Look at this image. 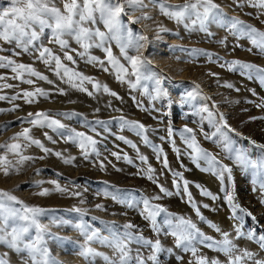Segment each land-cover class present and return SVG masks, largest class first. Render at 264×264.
<instances>
[{"label": "rangeland", "instance_id": "374dc122", "mask_svg": "<svg viewBox=\"0 0 264 264\" xmlns=\"http://www.w3.org/2000/svg\"><path fill=\"white\" fill-rule=\"evenodd\" d=\"M162 2L177 5L183 4L185 0ZM215 2L221 6L226 17L239 19L259 31H264V10L253 7L250 0ZM145 3L148 4V0ZM9 6L10 0H0V10ZM123 19L134 35L147 38L140 41L143 44L141 51L150 61V68L159 77L160 87L167 93L166 96L152 99L157 95L152 81H142L133 89L126 81L135 82V77H125V82L118 80L117 72L108 62L103 48L91 47L84 56H80L77 53L83 52V49L74 39L66 37L69 49L76 50L70 52L75 61L73 63L64 58V52L69 49L62 50L57 43H50L51 37L47 33L27 52L0 42V48L5 49L0 51V56L14 61L13 65L0 67V97H4L0 99V122L14 119L12 122L0 123V146L19 143L22 145L20 154L30 157L17 163L20 156L8 153L6 148L0 147V155L7 154L12 161L7 175L0 168V191L12 193L23 205L43 210L39 221L50 233L45 235L44 244L56 264H105L103 256H113L112 249L102 243L91 245L102 255L85 259L79 254L85 239L75 227L81 222V217L79 213L71 211L74 208L86 212L83 221L90 228L99 230L102 236L108 237L113 229H118L121 234L132 231L153 243L158 240L162 251L156 253L155 262L146 260V264H196L199 258L208 261L213 259L218 264L223 252L209 247L208 242L201 243L199 239L193 240L188 248L178 246L175 237L171 235V229L165 223L169 214L184 217L195 223L205 236L212 237L214 241L222 239L220 232L212 227L215 225L219 228L217 226L220 222L214 218L217 213H214V198L202 194V190L206 189L199 179L202 177L210 178L216 184L215 187L218 186L223 199L222 211L231 224H240L244 235L237 239H247L255 248H261L258 239L264 232L248 225H252L251 222L255 220L248 214L244 215L242 222L232 218L233 212L225 191L230 183L228 174L225 173L222 184L213 172L203 170L209 167L207 162L200 160L197 166L192 159L194 153L180 133L185 127L193 129L201 149L215 156L221 165L232 167L231 170L236 164L241 169L237 172L239 175H250L259 187L257 190L261 189L259 201L264 208V178L260 179L264 170L244 168L236 163L232 154L223 150L218 140L219 134L211 139L205 137L204 133L215 132L207 119L201 120V116L207 114H196L202 106H207L218 123L223 116L224 122L228 124L225 117L229 112L219 107L216 102L224 99L227 101L229 96L224 95L225 92L240 96L241 103L244 99L242 105L251 107L248 111L252 109L264 112V106H259L264 105V84L255 76L249 78L247 74L228 67L232 61H240L264 68V52L254 48L247 37L237 38L233 34L234 30L221 26L220 23H210L208 32L189 30L183 24H177L163 15L152 4H148L143 11L124 16ZM131 20L138 22L131 23ZM161 28L168 31H161ZM109 46L113 56L127 66L116 42L111 41ZM44 47L59 56L66 67L91 78L100 87H93V83L84 81L83 88L86 91H82L79 79L73 78L68 82L62 70L58 76L54 61L46 64L39 58V50ZM129 54L135 53L130 50ZM93 57L98 62H90ZM16 64L29 66L47 79L40 80L21 70H18V76L17 72L12 71ZM105 68L108 70L105 71ZM223 75L234 80H224ZM28 80L33 83H27ZM73 84L77 86L74 87ZM228 84L232 87H227ZM249 85L259 90V94L249 91ZM104 86L109 89L108 92L104 91ZM25 92H33L35 95L26 97ZM113 92L116 93L115 96L111 94ZM189 92L194 94L195 99L188 100ZM38 112L46 113L50 119L59 120L67 130L90 136L96 141L94 150L90 148L85 154L78 140L68 139L65 129L54 130L29 123L28 121L37 119L35 115L29 116V113ZM263 119L264 117H260V121L264 122ZM123 121L138 122L144 126V130L123 126ZM170 127L173 130L171 136L168 134ZM25 128L30 129L29 136L32 139L40 141L43 148L49 150L47 153L19 135ZM221 131L227 132V129L221 128ZM228 135L233 140L232 146L243 150L250 160L264 161L260 160V154L256 150H249L246 136L236 130ZM239 140L245 142L239 143ZM56 153H60V156ZM141 157L145 159L142 160ZM165 157L168 161L167 168L163 165ZM149 168L153 170L151 173L148 172ZM174 173L182 174L183 180L175 177ZM149 175L153 179H148ZM174 180L176 184L173 183ZM184 180L188 181V193L191 194L192 202H189L188 194L183 190ZM57 184L63 191L56 190ZM158 185H162L171 195L161 192ZM45 189L48 194L40 195ZM157 196L160 198L153 199ZM144 199H148L153 206L159 205L166 209L165 213L155 217V225L145 219ZM197 209L200 216L204 217L203 220L197 215ZM239 214L237 209V215ZM127 224L135 227L125 229L123 226ZM248 233L253 234L252 239L248 238ZM35 238L36 232L32 230V239ZM9 241V237L0 238V261L3 264H26L27 250L22 245L13 246ZM129 248L132 257H135L137 250L145 258L152 254L150 248L135 242L130 243ZM192 248L196 249L195 255ZM206 251L213 254L211 260L203 256ZM222 260L228 263L227 256Z\"/></svg>", "mask_w": 264, "mask_h": 264}, {"label": "snow or ice", "instance_id": "6c2138e0", "mask_svg": "<svg viewBox=\"0 0 264 264\" xmlns=\"http://www.w3.org/2000/svg\"><path fill=\"white\" fill-rule=\"evenodd\" d=\"M253 7L264 10V0H250ZM148 4H152L154 7H158L160 12L167 16L169 19L174 20L177 24H183L185 28L192 30H199L208 32V25L210 23H220L221 26L228 27L230 30H234L233 34L237 38L247 37L254 48L264 52V31H259L251 25H247L239 19L226 17L223 13L221 6L215 2V0H185L183 4L170 5L162 0H148ZM145 0H10V6L0 10V42L3 44H11L14 48H19L23 52L29 51L30 48L35 47L36 43L40 41L41 37L46 33L50 35V43H57L62 50L69 49L67 38L74 39L76 43L83 49V52H78L80 56H84L89 48L97 47L103 48L108 62L113 66L117 72V79L125 82V77H135V82L126 81L130 83V86L135 89L142 81H152L154 84V91L157 93L152 99H157L162 96H166L167 93L160 87V79L150 68V61L147 57L143 56L142 40L147 38L144 36L134 35L133 32L127 28V25L123 19L124 16H130L136 11H143L148 7ZM238 6H240L238 4ZM147 18V17H144ZM139 19V18H138ZM131 23L138 22L137 20H131ZM103 30H102V28ZM161 31H168L161 28ZM111 41H115L120 49V54L127 66L121 63L120 60L113 56L112 48L109 46ZM5 49L0 48V51ZM135 54L130 55L129 51ZM71 51L75 49H69L64 52V58L68 61L73 60ZM18 54V53H16ZM39 58L46 64L55 63L56 74L59 76L61 71L68 82H71L73 78L80 80V90L86 91L83 88L84 81L93 83L92 79L85 77L82 74L75 72L74 70L66 67L59 56H55L50 49L44 47L39 50ZM6 61V63H5ZM90 62H98L95 58H90ZM100 63H103L102 61ZM14 61L8 57L0 56V67H6L13 65ZM230 70L241 71L242 74H247L249 78L255 76L262 84H264V68H258L250 63H243L240 61H232L228 65ZM27 72L36 76L40 80H46L47 77L35 72L31 67L24 64H16L12 67L13 72H17L18 76L20 72ZM105 71L108 69L105 68ZM27 83L31 84L33 81L28 80ZM74 87L77 85L73 84ZM232 87L231 84L226 85ZM93 87H100L98 84L93 83ZM198 87V86H197ZM147 92V88L144 89ZM104 91L108 92L109 89L104 86ZM37 92H40L37 89ZM116 95V93H111ZM255 95V93H253ZM26 97H33L35 93L25 92ZM188 100L195 99L192 92L187 94ZM4 99V97H0ZM14 99V97H13ZM30 102V101H29ZM264 106V105H259ZM206 113V116H201V120L207 119L208 123L215 128V132L212 134L204 133L207 139H211L213 136H218V140L222 145L225 152L232 154L236 163L244 168H259L264 170V161L256 162L250 160L245 152L241 149L233 147V140L228 133L235 132L226 122L224 117H220L218 123L215 115L211 112L207 106H202L197 115ZM35 115L37 119L28 121L33 125H39L41 127L47 126L54 128V130L65 129L68 139L78 140L79 146L87 154L88 149L94 150L96 141L90 136H86L82 132H75L74 130H67L57 119H50L46 113H29V116ZM123 120V118H121ZM47 121V124L43 122ZM123 126L137 129L139 131L144 130V126L138 122L123 121ZM221 128L227 129V132L221 131ZM30 129L25 128L20 136L24 140L30 141L32 144H36L41 147L46 153L48 149L43 148L40 141L32 139L29 136ZM173 130L171 127L168 129V134L171 136ZM64 133H62L63 135ZM188 148L194 153L192 159L197 163L203 160L208 163L209 167L203 169L204 171L213 172L214 175L224 183L225 173L228 174V180L231 182V168L221 165L220 161L209 152L201 149L196 142V138L193 129L185 127L183 132L180 133ZM17 137H14L16 139ZM123 139V138H121ZM255 147L264 149V144H257L255 141H250ZM0 147L6 148L8 153L20 156V160L17 163H22L30 157L22 156L20 150L22 145L19 143H13L9 145H2ZM174 151L179 152L178 149ZM60 156V153H56ZM113 155H116L113 153ZM119 158V157H117ZM127 159V157H124ZM142 160L145 158L141 157ZM70 163V161H65ZM163 165L168 167V161L165 157L163 159ZM12 166V161L8 159V155H0V168L3 169L5 174H8V169ZM153 170L148 169L151 173ZM175 177L183 180V176L180 173H174ZM148 179H153L152 175L148 176ZM155 183V180H153ZM55 183V181H52ZM176 184V181H173ZM184 192L188 194L189 202H192L191 194L188 193V181L184 180ZM178 186V185H177ZM160 191L166 195H171L162 185H158ZM199 187V185H197ZM56 190L63 191L60 186L56 185ZM226 191V189H225ZM40 195H47L48 190L45 189ZM202 194L205 196H212L207 190H202ZM227 201L233 212V219L239 222L243 221L245 210L239 208L238 204L233 203V196L226 192ZM114 199L116 197H113ZM160 197H154L153 199H159ZM215 199V197H213ZM145 219L151 221L155 225V217L160 213H165L166 209L159 205H151L148 199L143 200ZM20 205V207H15ZM207 207V205H205ZM237 209H239V215H237ZM71 211L80 214L81 222L77 227L81 234L84 236L85 244L81 246L80 255L85 259L89 257H95L102 255L98 253L91 245L93 243H102L113 251V256H103L105 264H146V260L156 261V253L162 251L161 244L157 240L155 243L143 239L141 236L135 235L132 231H124L123 234L118 229H113L109 233L108 237L102 236L99 230H94L83 221V217L86 212H82L80 209H72ZM43 214V210L40 208H33L27 205H23L21 201L17 199L15 195L7 191H0V238L9 237L10 243L13 246L22 245L28 252V261L26 264H56V261L51 259L48 253V249L44 244L45 235H50L48 229L43 226L39 217ZM197 215L200 216L197 209ZM248 215H251L248 213ZM203 220L204 217L200 216ZM165 223L168 224L171 229V235L175 237L178 246L188 248L191 246L193 240L199 239L201 243L208 242L209 247H215L219 251L223 252L228 257V264H242L248 260L252 261V264H264V260L257 259L253 252L248 250H241L233 243L229 233L222 232L221 229L215 228L217 232H220L222 239L214 241L212 237L205 236L197 229L196 224L191 220L184 217L166 216ZM125 229H133L135 226L127 224L123 226ZM234 229L237 236H243L244 233L240 230V224L234 225ZM32 230L36 232V238L32 239ZM248 238L252 239L253 234L248 233ZM135 242L144 247L151 249L152 254L147 258L143 257L139 250H137L135 257L130 255L131 249L129 244ZM260 247L264 249V235L258 239ZM193 255L196 254V249H191ZM3 264V261H0ZM196 264H217V261H208L205 258H199Z\"/></svg>", "mask_w": 264, "mask_h": 264}, {"label": "bare ground", "instance_id": "6f19581e", "mask_svg": "<svg viewBox=\"0 0 264 264\" xmlns=\"http://www.w3.org/2000/svg\"><path fill=\"white\" fill-rule=\"evenodd\" d=\"M174 70H177V69H174ZM184 76L185 75H183V78H184ZM222 78L224 80L228 79L229 82L234 80L231 77H228L226 75H223ZM249 86H248L249 91L251 90V91L259 94V90H257L256 88H254L251 85H249ZM208 91H210V90H208ZM224 95L229 96L227 98V101L224 99L223 101L218 100L216 102H217V105L219 107H221L222 109H226L229 112V114L226 115V117H225L229 126L232 129L241 133L242 135L246 136V138H245L246 142H247L246 145H249L248 146L249 150L250 151L256 150V152L258 154H260L259 155L260 160L261 159L264 160V149H259V148L255 147L250 142V141H255L257 144H264V122H262V120L260 121V117H264V112H262V110L261 111H252V109H250L251 111H248L249 110L248 108H251V107H248V108L244 107L242 105L244 99L242 100V103H241V98L238 95L231 94L229 92H225ZM245 97H243V98H245ZM247 97H248V95H247ZM249 98H250V96H249ZM256 98H257V96H256ZM253 106H255V105H253ZM245 110H247V111H245ZM13 120L14 119L9 118L8 121L5 120L4 122H12ZM4 122L1 121L0 123H4ZM244 142L242 140H239V143H244ZM258 161H259V159H258ZM233 166H235L236 168L234 167V169H232L231 182L229 183L228 188L227 187L225 188L226 192L233 196V202L235 204H238L239 208H242L245 210L244 215L250 213L251 215H249V216L252 218V220L253 219L255 220V222H251L252 225L248 224L249 227L252 229L253 228L257 229L260 232L261 231L264 232V208H263L262 204H260V201H259V194L262 193L260 191L261 189L257 190L259 187L257 186L255 180L250 177V175H244V174L239 175L237 172L241 171V169L239 167H237L236 164H234ZM230 168H232V167H230ZM263 178H264V173L262 174V177H260V179H263ZM199 179H201L200 181L204 184V186L206 188L205 190H208L210 193H212V197H215V199H214V202H215L214 203V209H215L214 213L215 212H217V213L214 216V218H215V220L220 222V225L217 227H219V229H221L222 232L229 233L230 238L233 240V243H235L239 249H241V250L246 249L250 252H253L257 259L264 260V250H260L262 248H259V249L255 248L252 244H250L247 241V239H243V238L237 239L238 236H237V233L233 227L234 225L231 224V222L227 218V215H225V213L222 211L221 201H223V199H222V195L219 193L218 186L215 187L216 184L210 178L202 177ZM217 188H218V193H216ZM171 203L173 204L174 202L171 201ZM173 205H175V203ZM176 206H178V205H176ZM178 207H180V205ZM180 210H181V208H180ZM185 212H187V210ZM244 219H245V217H244ZM212 255H211V252H207V251L204 252V254H203V256L208 257L209 260L212 259V257H211ZM221 255H222L221 256L222 259L223 258L225 259L226 255H224V254H221ZM218 258H220V257H218ZM222 259L220 258L219 263L226 264L227 262H225V260L223 262ZM242 264H252V261L248 260L246 262H242Z\"/></svg>", "mask_w": 264, "mask_h": 264}]
</instances>
